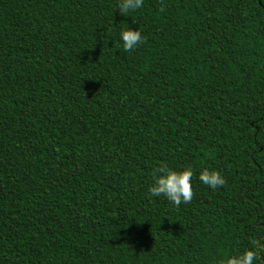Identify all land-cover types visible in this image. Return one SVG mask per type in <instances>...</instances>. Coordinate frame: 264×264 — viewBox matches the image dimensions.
<instances>
[{
	"label": "trees",
	"instance_id": "16d2710c",
	"mask_svg": "<svg viewBox=\"0 0 264 264\" xmlns=\"http://www.w3.org/2000/svg\"><path fill=\"white\" fill-rule=\"evenodd\" d=\"M117 2L0 0V264H219L264 237V0ZM161 164L193 169L189 203L148 194Z\"/></svg>",
	"mask_w": 264,
	"mask_h": 264
},
{
	"label": "clouds",
	"instance_id": "9594fccd",
	"mask_svg": "<svg viewBox=\"0 0 264 264\" xmlns=\"http://www.w3.org/2000/svg\"><path fill=\"white\" fill-rule=\"evenodd\" d=\"M143 0H118L117 11L126 15L140 9ZM119 41L125 52L136 49L143 43L141 32L128 28L119 33ZM194 172L191 167L174 170L161 164L151 173L152 181L147 191L151 197H163L173 206L187 204L192 200V178ZM198 180L210 189H217L225 184V178L216 170L203 169L199 172ZM264 254V237L250 238L248 246L223 257L219 264H258L260 256Z\"/></svg>",
	"mask_w": 264,
	"mask_h": 264
}]
</instances>
